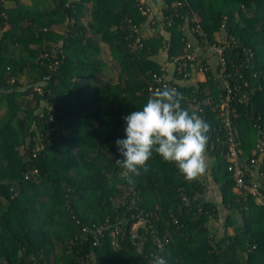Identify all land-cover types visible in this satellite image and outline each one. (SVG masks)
<instances>
[{
    "label": "trees",
    "instance_id": "1",
    "mask_svg": "<svg viewBox=\"0 0 264 264\" xmlns=\"http://www.w3.org/2000/svg\"><path fill=\"white\" fill-rule=\"evenodd\" d=\"M162 1L164 14L177 9L178 17L163 19L167 35L156 30L143 37L140 30L137 46L131 25L151 17L134 0H0V264H153L152 233L140 250L144 235L130 236L135 207L148 213L153 229L171 235L167 264H264V205L235 187L216 111L199 112L184 100L218 102L223 88L210 66L197 85L175 78L182 108L211 125L206 153L214 157L220 201L207 199L202 180L186 181L154 150L148 171L141 169L132 184L116 164L123 157L115 142L126 139L123 117L151 96L150 74L162 69L159 53L168 60L184 54L188 35L179 23L192 11L208 40L226 47L232 119L246 155L257 139V115L264 122V0H183L181 7ZM109 60L115 78L103 81L99 73ZM121 217L123 238L114 250L108 231ZM106 219L99 240L82 230Z\"/></svg>",
    "mask_w": 264,
    "mask_h": 264
},
{
    "label": "built area",
    "instance_id": "2",
    "mask_svg": "<svg viewBox=\"0 0 264 264\" xmlns=\"http://www.w3.org/2000/svg\"><path fill=\"white\" fill-rule=\"evenodd\" d=\"M134 2L142 15L151 17V21L149 20V25L151 26L156 24L162 27L164 23L163 19H169L168 23H170L172 21V17H178L177 9H174V11L170 13L164 14L163 7L166 11L168 8L162 0L161 3H158V9L161 12L159 18L153 17L151 5L147 2V0H134ZM186 3L187 2H184L183 0H175L171 3V6L181 7ZM182 16L183 15L181 14L179 17ZM184 19L185 22L183 21L182 24L179 23L180 29L185 30L186 28L187 35L196 37L201 46L200 48L204 50L205 53H210L215 56L216 67L219 68L217 70H213L212 73H214V77L220 81V84L223 88V91L218 95V102L214 104H211V101H209L207 98L201 99L196 95L190 97L185 96L184 100L191 107L196 108L199 112L204 111L203 106H210L212 110L216 111V116L220 121L219 129L224 131V147L221 150V153L227 160V170L230 172V176L235 187L240 190L241 194L251 195L257 204L264 205V122H260L261 116L257 115L254 123V126L257 130V139L254 144L252 154L246 155L236 134L232 119V117L235 116V108L232 106L234 100V88L230 86L228 76L225 71L226 58L224 55V50L226 47L211 43L208 40L206 33L203 31L200 25L197 15H195L193 11L190 13V17L184 16ZM131 29L136 34L133 39L134 45L141 46V27L136 24H132ZM183 50L184 54L182 56L172 57L173 70L170 74L167 69L164 68V66L162 67L161 71L152 72L150 74L147 86V90L150 95H152L154 91L162 89L165 85L169 87H175L178 91L175 74L181 75L183 79H189L192 68H197L198 71L202 72L203 74L205 70L209 68V65L207 64L204 67H202L203 65H199L201 61L200 59H197L198 55L193 49L189 38L185 41ZM45 55L46 54L44 53L42 54V56ZM190 65H192V68L189 70ZM49 68L53 69L55 68V65L50 64ZM43 79H48V76H44ZM34 89L38 92H41V86L36 83L34 84ZM220 139L221 137L217 136V140L220 141ZM135 209L136 211L131 214L133 221L130 224V236L132 238L140 237L141 235H145L146 232L150 231L153 235L152 241L154 245L152 250L149 252L150 257H152L153 260L157 256L164 258L163 253L171 235L166 230L160 233L158 229H153V224L148 217V213H146L142 208L135 207ZM123 219V217L116 218L115 222L111 225V228L108 231V236L110 237L109 244L114 250L119 248L120 242L123 238ZM108 223V219H106L105 222L101 223L100 225L92 224L91 228L83 226L82 230L91 231L96 237V240H99L97 236H102V231L109 228Z\"/></svg>",
    "mask_w": 264,
    "mask_h": 264
},
{
    "label": "clouds",
    "instance_id": "3",
    "mask_svg": "<svg viewBox=\"0 0 264 264\" xmlns=\"http://www.w3.org/2000/svg\"><path fill=\"white\" fill-rule=\"evenodd\" d=\"M182 93L165 85L156 90L142 110L123 117L127 127L126 139H117L116 146L123 159L116 164L130 184L132 177L146 173V162L153 150L165 161L174 162L186 181H195L207 171L206 148L211 125L197 111L182 108ZM153 264H167L162 257H155Z\"/></svg>",
    "mask_w": 264,
    "mask_h": 264
},
{
    "label": "crops",
    "instance_id": "4",
    "mask_svg": "<svg viewBox=\"0 0 264 264\" xmlns=\"http://www.w3.org/2000/svg\"><path fill=\"white\" fill-rule=\"evenodd\" d=\"M158 2V0H147V2L151 5V9H152V15L153 17L159 18L160 17V10L158 9V3L156 4L155 2ZM159 30L160 32H163L164 34H166V31L163 27H160L159 25L156 26H151L149 25V23L147 22L145 25L141 26V34L142 36H149L152 35L154 33V31ZM167 35V34H166ZM193 49L195 50L196 54L198 55V57H200L201 59H205L206 62L208 63V65L215 70L216 67V58L215 56H213L210 53H205L204 50H202L200 47V44L198 42V39L192 35L188 36ZM107 46V45H105ZM105 46L102 44V48H105ZM174 57H178V56H174ZM157 60L162 63V67L164 66V68L167 69V71L169 72V74L172 72L173 70V61L172 60H168L167 56L165 54V52H160L159 55L157 56ZM110 61V60H109ZM113 63L105 66V71L102 72L101 74H104L105 72L111 73L108 76V79H110V77L115 78V74H113L112 69L110 68V66H112ZM205 76L202 72L198 71L197 68H193V70H191V75L189 80L187 81L188 85H197L198 82L201 81H205ZM206 162H207V171L205 172L204 175L200 176L198 179L202 180L205 184H206V198L210 199L214 202H219L220 201V195H219V183L216 182L215 180L212 179L211 176V165L214 163V157L210 156L209 153H206ZM221 206V205H220ZM220 212L222 215H226V211L220 209ZM222 220L224 217H222ZM220 218V219H221ZM220 227L221 224L220 223H214L211 227ZM227 233L232 234L233 233V227L232 226H228L226 228Z\"/></svg>",
    "mask_w": 264,
    "mask_h": 264
},
{
    "label": "rangeland",
    "instance_id": "5",
    "mask_svg": "<svg viewBox=\"0 0 264 264\" xmlns=\"http://www.w3.org/2000/svg\"><path fill=\"white\" fill-rule=\"evenodd\" d=\"M115 61H113V60H111V63H114ZM113 70H112V72H113V74H115L116 73V70H117V66L116 65H114L113 66V68H112ZM111 73H104V74H100L99 73V78L101 79V80H107L108 79V76L110 75ZM113 78V77H112ZM110 79H111V77H110ZM2 111H3V108H1L0 109V113H2ZM118 202H119V200H117L115 203H117L118 204ZM234 218V217H233ZM221 220H222V218H221ZM146 235H144L143 236V238L141 239V241L138 243V249L140 250V249H142L143 248V241H144V239L146 238L145 237Z\"/></svg>",
    "mask_w": 264,
    "mask_h": 264
}]
</instances>
